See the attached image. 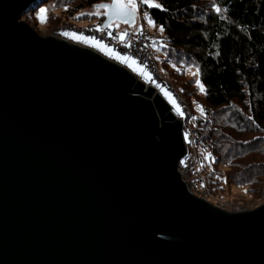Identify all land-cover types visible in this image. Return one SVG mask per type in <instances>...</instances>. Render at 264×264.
<instances>
[{"label": "water", "instance_id": "obj_1", "mask_svg": "<svg viewBox=\"0 0 264 264\" xmlns=\"http://www.w3.org/2000/svg\"><path fill=\"white\" fill-rule=\"evenodd\" d=\"M43 1L0 0V264H264V204L224 210L183 180L180 97L39 35L22 17Z\"/></svg>", "mask_w": 264, "mask_h": 264}, {"label": "trees", "instance_id": "obj_2", "mask_svg": "<svg viewBox=\"0 0 264 264\" xmlns=\"http://www.w3.org/2000/svg\"><path fill=\"white\" fill-rule=\"evenodd\" d=\"M87 1L92 7L111 0ZM156 4L161 7L144 3L143 9L163 28L165 57L175 55L196 65L210 107L226 109L234 100L249 103L252 130L264 131V0H156ZM193 127L200 134L197 148L206 155L202 133ZM235 167L230 181L249 190L264 176V163L242 167L237 162Z\"/></svg>", "mask_w": 264, "mask_h": 264}, {"label": "rangeland", "instance_id": "obj_3", "mask_svg": "<svg viewBox=\"0 0 264 264\" xmlns=\"http://www.w3.org/2000/svg\"><path fill=\"white\" fill-rule=\"evenodd\" d=\"M87 2V0L43 1L37 6V9L31 10L28 15L22 17V20L31 25L43 37L51 36L64 23L73 24L78 28H86L99 23L107 12L104 9H97L96 6H87ZM136 3L137 11L140 12L136 24L143 27L152 36L164 37L161 27L157 26L144 11V0H136ZM153 3H156V0H153ZM41 10H46V22L41 21ZM97 11L100 12V15L95 14ZM116 26L122 31L128 28L121 24H116ZM139 29L136 27L133 31ZM163 41L154 40L152 37L154 60L160 75L165 78L175 94L181 99V106L186 114L180 119L183 122L190 120L193 126H196L202 133V147L206 155H209L207 156L210 165L207 170L209 172L205 175L212 199L217 200L225 197L229 202L239 201L241 203L239 208L243 210H253L262 206L264 204V176H260L258 182L251 185V190L247 186H238L230 181L231 178L229 179L232 174L237 172L235 167L237 162L242 164V167H255L264 163V131L252 130L255 125L251 119L249 103L234 100L233 104L226 109H215L207 105L205 91L202 92L197 83L199 81L203 85L196 65L186 63L184 58L177 59L175 55L172 57L168 55L166 58L165 51L161 47ZM101 52L108 59H112L104 50ZM132 71L143 77L141 73H138L139 71ZM245 119L247 120L245 125L239 123ZM237 155L241 156L237 159ZM229 159L230 162H227ZM196 177L190 170L188 180L192 181Z\"/></svg>", "mask_w": 264, "mask_h": 264}, {"label": "built area", "instance_id": "obj_4", "mask_svg": "<svg viewBox=\"0 0 264 264\" xmlns=\"http://www.w3.org/2000/svg\"><path fill=\"white\" fill-rule=\"evenodd\" d=\"M65 33H76L77 37L89 38L87 41L78 40L82 42V46H95L91 43V38H95L96 40L100 41L101 44L106 45L107 49H111L112 54L132 57L137 61L141 68L156 76L160 81L161 86L171 88L165 78L161 76L158 71L157 64L154 60V51L151 42L152 37L154 40H164V37L152 36L151 34L147 33L143 27H141L138 31H133L132 29L122 31L119 30L116 25L110 28H104L103 20L86 28H78L73 24L64 23L61 25V27L56 29L51 36L59 39H66L72 43L77 41L72 35H65ZM122 34H125L123 39H121ZM98 48L100 50H104L100 47ZM104 51L107 52V54L109 53L106 50ZM147 83L150 84L149 82ZM184 131L187 135L189 144L187 156L180 164V172L191 193L208 202L211 201L213 205L221 209L228 211H245L239 208V206H241L239 201L229 202L225 199V197L218 198L217 200L212 199V196L208 190L207 181L204 177V169L210 165L208 164L207 156L197 148V142L199 141L200 134L197 129L193 127L190 120L184 121ZM190 170L193 171V174L197 176L196 179L192 181L188 180V174Z\"/></svg>", "mask_w": 264, "mask_h": 264}, {"label": "snow or ice", "instance_id": "obj_5", "mask_svg": "<svg viewBox=\"0 0 264 264\" xmlns=\"http://www.w3.org/2000/svg\"><path fill=\"white\" fill-rule=\"evenodd\" d=\"M145 3H147L150 7H161V5L153 3V0H144ZM97 9H107L109 11V21L105 25V27H111L112 26V16L115 15L118 18H123L124 21L127 23L129 22L130 18H134L136 10H137V3L136 0H113L112 4H100L96 6ZM216 11H221V9L217 8ZM96 15H100V12L97 11L95 13ZM41 21L46 22V10H41ZM151 23V20L149 21ZM103 30V29H98ZM161 31H163V28L161 27ZM65 35H72L74 38H79L87 41L89 38L85 37H77L76 33H65ZM125 34H122L121 39L124 38ZM91 43L97 47H100L101 49L107 50L110 54L112 53L111 49H107L106 45L101 44L100 41L96 40L95 38H91ZM116 58L120 59L122 62L128 64V66L133 67L134 70L141 72L146 77L150 78L149 74L145 72L143 68H141L137 61L133 59L132 57L128 56H119V54H116ZM195 75V74H194ZM198 85L200 86V89L202 92L205 91L204 86L200 84L199 81H197ZM166 95L169 96L170 99L173 100L174 98L171 97V93L165 92ZM178 107V106H177ZM203 111V109H201Z\"/></svg>", "mask_w": 264, "mask_h": 264}, {"label": "bare ground", "instance_id": "obj_6", "mask_svg": "<svg viewBox=\"0 0 264 264\" xmlns=\"http://www.w3.org/2000/svg\"><path fill=\"white\" fill-rule=\"evenodd\" d=\"M23 21V20H22ZM77 41L78 40H80V41H83V39H79V38H75ZM76 41V43L78 44V42ZM79 41V42H80ZM82 43V42H81ZM80 43V44H81ZM79 44V45H80ZM81 46H82V44H81ZM107 51V50H106ZM109 54V53H108ZM111 57H112V60H114L115 62H117V61H119L120 59H118V58H116V54H109ZM121 61V60H120ZM122 62V61H121ZM127 68H129L131 71L132 70H134L133 69V67H130V66H128V64H126V63H124V62H122ZM136 71V70H135ZM137 72V71H136ZM145 72L146 73H148L149 74V76H150V78H148V77H146L145 76V79H146V81H148L149 83H151V84H153L154 86H156L157 84H158V79H157V77L156 76H154L153 74H150L149 72H147L146 70H145ZM144 77V76H143ZM159 87H161L164 91H167V89H166V87L165 86H161V85H159ZM178 106V107H177ZM174 112H175V114H177L179 117H182V116H185V110L183 109V107L181 106V101L179 100V101H175V109H174Z\"/></svg>", "mask_w": 264, "mask_h": 264}, {"label": "crops", "instance_id": "obj_7", "mask_svg": "<svg viewBox=\"0 0 264 264\" xmlns=\"http://www.w3.org/2000/svg\"><path fill=\"white\" fill-rule=\"evenodd\" d=\"M142 14H143V13H142ZM136 27H137V29H138V28H141L139 25L136 24L133 28H127V30H128V29L135 30Z\"/></svg>", "mask_w": 264, "mask_h": 264}]
</instances>
